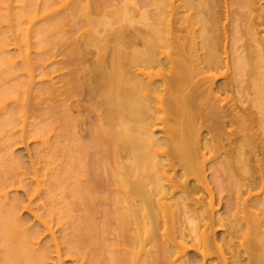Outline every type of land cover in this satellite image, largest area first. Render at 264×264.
Here are the masks:
<instances>
[{
	"label": "bare ground",
	"instance_id": "6f19581e",
	"mask_svg": "<svg viewBox=\"0 0 264 264\" xmlns=\"http://www.w3.org/2000/svg\"><path fill=\"white\" fill-rule=\"evenodd\" d=\"M192 251L264 264V0H0V264Z\"/></svg>",
	"mask_w": 264,
	"mask_h": 264
},
{
	"label": "rangeland",
	"instance_id": "374dc122",
	"mask_svg": "<svg viewBox=\"0 0 264 264\" xmlns=\"http://www.w3.org/2000/svg\"><path fill=\"white\" fill-rule=\"evenodd\" d=\"M62 57V56H60ZM59 57V59H60ZM74 68L76 70L79 71V73L84 77V81L85 84L87 83V79L92 75V71H91V63L85 60H81L79 62H77L76 66H74ZM222 83V80L218 82V84ZM90 117L88 118V124H87V128L90 126V124L95 120V114H88ZM83 134L85 136H87V130L83 132ZM35 147V144L31 143L28 147L19 145L16 147V151L18 154H22L26 157V161H29V154L33 153V149ZM219 174L215 173L213 175L214 176H218ZM222 178V176H221ZM216 195H217V200L220 203V210L221 213H225L227 210V207L230 205V203H232L231 199L228 197V194L226 193H220L219 190L217 189L216 191ZM11 196H18L20 198L25 197V194L23 191H18L13 193ZM29 214L27 212H23V217H27ZM102 220V216L101 214L97 215V221L101 222ZM33 225L38 226V222L37 221H32ZM224 235V231L220 230L218 231V236H222ZM47 240V239H46ZM45 241V240H44ZM189 259L191 260V262L194 264L197 260H199V256L195 253V252H190L189 254ZM66 264H72L70 261H67Z\"/></svg>",
	"mask_w": 264,
	"mask_h": 264
}]
</instances>
